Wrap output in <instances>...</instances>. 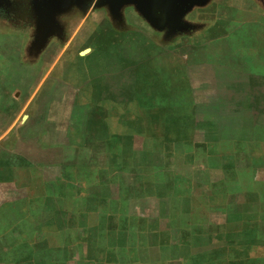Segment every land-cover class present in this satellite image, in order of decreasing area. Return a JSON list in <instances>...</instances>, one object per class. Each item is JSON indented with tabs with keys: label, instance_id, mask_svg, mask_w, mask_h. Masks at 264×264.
<instances>
[{
	"label": "rangeland",
	"instance_id": "1",
	"mask_svg": "<svg viewBox=\"0 0 264 264\" xmlns=\"http://www.w3.org/2000/svg\"><path fill=\"white\" fill-rule=\"evenodd\" d=\"M196 2L113 31L86 0H0V264H224L264 239V0Z\"/></svg>",
	"mask_w": 264,
	"mask_h": 264
},
{
	"label": "crops",
	"instance_id": "2",
	"mask_svg": "<svg viewBox=\"0 0 264 264\" xmlns=\"http://www.w3.org/2000/svg\"><path fill=\"white\" fill-rule=\"evenodd\" d=\"M90 6V8H89ZM92 6V7H91ZM82 13V20H84L87 16L88 13H91L92 15L96 12L98 14H105L107 16V18H104L105 24L106 26L113 31H117V30H123L124 26H125V18L127 17V19L130 21H132V19H130V16H134L137 22L141 23L143 21L142 17L140 16V14L138 13V11L135 9V7L133 6V4L131 3H122L121 7L116 11L117 15L115 16V18H113L112 15V9L109 8V5L104 3V0H91L88 3V7L82 10H79ZM127 21V20H126ZM132 23V22H131ZM130 23V24H131ZM132 25V24H131ZM129 32H131L133 29L132 28H128ZM138 32V31H137ZM121 35V34H119ZM118 36V35H117ZM236 196V194H234ZM259 196V194H258ZM263 197H264V193H263ZM256 210V209H255ZM252 212H254V210L251 209H247L243 211V214H251ZM236 213V210H229L227 212L224 213V217H225V227H227L228 224V220L230 219V217ZM119 223H123L122 221H118ZM148 220L147 218L145 219V228H148L149 224H148ZM181 229L188 232L187 230V225H182ZM231 232V233H229ZM224 234L226 236L229 235H233L235 234V232H232L230 230H228L227 228L224 229ZM244 242H250L248 245V250L246 251L243 250L239 253L241 254H234V253H230L228 252L226 257L223 259H220L219 261L224 263V264H228L233 262H241V264L243 263H253V264H264V239L263 238H259V237H255V239H250V238H243L241 237ZM226 240H228L227 242H225V244L229 247L230 246V242H232L230 239L231 238H225ZM181 245V243H177L176 246L179 248V246ZM246 246L244 244V246L241 249H244ZM147 248V244L146 242H142L139 243L137 245V247L134 249L136 252H148ZM262 250V252H261ZM183 257H180V255H175L173 257V260L177 263H179V261H182ZM170 260V259H168Z\"/></svg>",
	"mask_w": 264,
	"mask_h": 264
},
{
	"label": "water",
	"instance_id": "3",
	"mask_svg": "<svg viewBox=\"0 0 264 264\" xmlns=\"http://www.w3.org/2000/svg\"><path fill=\"white\" fill-rule=\"evenodd\" d=\"M73 0H41L42 11L44 14H50L52 12H59L65 4ZM78 0H75L74 4H77ZM91 0H86L84 6L87 8L88 3ZM197 0H104V3L109 5L112 9L113 18L117 15V10L121 7V4L131 3L138 11V13L147 20L155 29H161L166 25H169L170 18L175 21H180V16L185 11L183 8L190 7L192 4H196ZM183 7V8H182ZM174 14L173 17H169L168 14Z\"/></svg>",
	"mask_w": 264,
	"mask_h": 264
}]
</instances>
